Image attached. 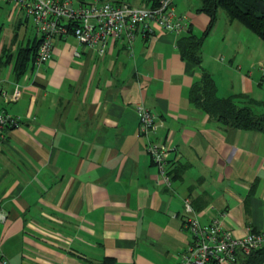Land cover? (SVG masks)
<instances>
[{
    "label": "crops",
    "instance_id": "1",
    "mask_svg": "<svg viewBox=\"0 0 264 264\" xmlns=\"http://www.w3.org/2000/svg\"><path fill=\"white\" fill-rule=\"evenodd\" d=\"M175 4L195 32L209 25L201 0ZM18 6L0 0V108L21 116L0 144V264H181L189 215L236 235L264 229V132L191 101L202 67L177 47L186 29L153 23L103 54L57 36L52 56L18 76V51L38 36ZM202 57L218 95L264 100V41L242 22L217 13ZM139 103L166 137L170 184L139 133Z\"/></svg>",
    "mask_w": 264,
    "mask_h": 264
},
{
    "label": "built area",
    "instance_id": "2",
    "mask_svg": "<svg viewBox=\"0 0 264 264\" xmlns=\"http://www.w3.org/2000/svg\"><path fill=\"white\" fill-rule=\"evenodd\" d=\"M19 4L31 19L40 43L35 65L40 66L53 53L57 36L73 34L80 43L96 47L103 54L110 40L123 39L131 44L140 27L153 32V23L165 30L181 33L188 27L184 16L176 9L175 0H157L155 4L140 5L126 0H10ZM139 133L147 138L146 148L158 166L166 184L171 183L168 172V145L165 136H157V114L144 103L136 106ZM21 116L0 108V144L8 129L19 125ZM185 209L192 212L189 198ZM189 243L181 252V264H239L240 258L264 245V229L249 230L236 235L226 229L219 219L202 222L189 215L185 222Z\"/></svg>",
    "mask_w": 264,
    "mask_h": 264
},
{
    "label": "trees",
    "instance_id": "3",
    "mask_svg": "<svg viewBox=\"0 0 264 264\" xmlns=\"http://www.w3.org/2000/svg\"><path fill=\"white\" fill-rule=\"evenodd\" d=\"M147 1L148 5L157 2V0ZM220 7L225 9L230 20L242 22L264 41V0H201L197 10L205 11L210 15L209 25L199 34L188 23V27L177 40V47L182 57L202 67L201 77L191 87L190 99L225 125L264 132V111L255 109V106L264 103V100L256 99L246 93L218 95L213 75L202 66L203 40L214 24ZM39 43L40 38L36 36L31 45L20 47L15 63L18 76L25 73L29 65H35ZM237 97L245 98L246 103L240 104ZM102 264L118 263L111 257H105ZM239 264H264V245L242 256Z\"/></svg>",
    "mask_w": 264,
    "mask_h": 264
},
{
    "label": "rangeland",
    "instance_id": "4",
    "mask_svg": "<svg viewBox=\"0 0 264 264\" xmlns=\"http://www.w3.org/2000/svg\"><path fill=\"white\" fill-rule=\"evenodd\" d=\"M126 1L132 2L134 4H140V5H147L149 3L147 0H126ZM11 2H12V5H13V8L15 7V5L17 6V4H18L15 1H11ZM177 3L180 4V5L182 4L179 1H177ZM18 7L20 8V6H18ZM19 8H18V12H20L21 16L25 19L26 18L25 11L22 10V9L19 10ZM16 9H17V7H15V11H17ZM217 13H218V16H221V14H223L225 17H227L226 11L222 7H220L218 9V12ZM10 24H11V22H10ZM27 25H28V28H29V35L33 38L35 36V30H34V28L32 26L33 24H32L31 19H29V21L27 22ZM212 34L214 35L215 33H212ZM6 106L10 109V105L9 104H6Z\"/></svg>",
    "mask_w": 264,
    "mask_h": 264
}]
</instances>
